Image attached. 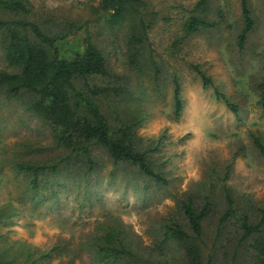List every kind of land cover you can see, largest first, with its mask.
<instances>
[{
	"label": "rangeland",
	"instance_id": "374dc122",
	"mask_svg": "<svg viewBox=\"0 0 264 264\" xmlns=\"http://www.w3.org/2000/svg\"><path fill=\"white\" fill-rule=\"evenodd\" d=\"M199 1L145 0L154 65L142 73L129 63L128 30L112 28L110 15L99 10L98 0H28L30 19L50 31L67 30L69 24L80 28L64 44L68 56L83 50L88 35L103 51L115 75L113 85H128L133 95L131 104L110 101L104 107L106 114L113 125L139 114L144 118L138 138L146 149L161 143L152 157L170 185L158 186L126 166L117 169L105 150H96L93 155L100 166L93 175L86 177L83 167L75 166L57 180L65 188L46 187L39 193L41 198L35 196L30 180L12 170L11 159L41 162L67 153L56 148L49 128L0 90V206L11 202L17 207L12 222L0 225V245L24 242L37 250L28 262V248L14 247L10 256L16 262L34 264L59 247L38 264H90L88 237L101 232L100 226L110 217L124 224L127 238L140 251L150 253L159 225L178 215L181 200L191 197L202 205L208 195L214 215L206 224V240L210 247L216 245L215 263L256 264L248 243L237 245L239 234L220 239L216 234L228 209L225 189L238 204L239 214H251L248 201L255 208L264 206V156L252 139L255 135L264 142L258 89L264 79V0H249L255 28L243 51L238 46L242 0H212L206 16L194 11ZM194 15L218 26L187 36L186 23ZM13 17L0 9L1 19ZM193 66L201 67L213 85L205 88ZM7 68L0 46V71ZM174 76L181 80L185 102L179 120H174ZM216 89L239 108V118L216 97ZM45 180L39 178L41 187ZM236 222L230 227L235 229Z\"/></svg>",
	"mask_w": 264,
	"mask_h": 264
},
{
	"label": "trees",
	"instance_id": "16d2710c",
	"mask_svg": "<svg viewBox=\"0 0 264 264\" xmlns=\"http://www.w3.org/2000/svg\"><path fill=\"white\" fill-rule=\"evenodd\" d=\"M98 1L99 10L110 15L108 21L112 28L123 27L128 30L126 39L130 65L138 72H147L154 65V58L149 39L152 24L147 20L145 0ZM211 1L200 0L195 13L208 15ZM241 6L243 28L238 35V46L243 51L255 28V19L249 0H242ZM0 9L15 16L11 19L0 18V46L8 66L6 70L0 71V90L10 101L21 104L26 112L49 128L56 148L67 153L62 158L41 162L11 159L12 170L30 180L29 186L35 196L38 194L41 198L39 193L46 187L65 188L57 180L65 178L75 166L83 167L86 177L93 175L100 166L93 155L96 150H105L117 169L126 166L138 171L149 182L161 187L169 186L170 180L163 167L152 157L161 143L153 149H146L138 138L137 129L144 118L139 114L135 118L119 119L113 125L107 116L104 107L110 101L114 100L117 105L131 104L133 95L128 85H113L115 75L107 57L94 44L91 36L88 35L84 40L82 51L68 56L64 44L69 37L76 35L79 27L69 24L67 30L50 31L51 28L30 19L33 11L28 0H0ZM217 26V23L194 15L186 23V35L196 34L201 28ZM192 68L205 88L213 85L201 67ZM172 82L174 120H179L185 108L183 88L178 76H174ZM258 89L260 104L264 108V79ZM216 97L236 117L239 116V108L217 89ZM252 139L264 156V142L255 135H252ZM3 161L8 163L7 159ZM2 170L0 166V176ZM40 177L47 179L42 187ZM50 181L55 182V185H49ZM224 192L228 209L219 219L216 239L224 236L234 238L239 234L237 245L248 243L256 264H264V206L255 208L248 201L245 205L251 214H239L238 204L230 196L229 190L225 189ZM205 199L202 205L191 197L181 200L178 215L166 218L159 225L155 246L150 253L140 251L133 240L127 238L128 229L119 219L108 218L100 226L101 232L88 237L86 251L90 264H216V255H213L216 245L210 247L206 240V224L214 213L211 198L205 195ZM15 212L17 207L11 202L0 206V225L12 222ZM235 219L237 224L234 229L230 225ZM3 243V246L0 245V264H27L37 251L24 242ZM16 246L28 248V262L18 263L10 256ZM57 251H60L59 247L52 250ZM52 252L42 254L34 264L50 259Z\"/></svg>",
	"mask_w": 264,
	"mask_h": 264
}]
</instances>
